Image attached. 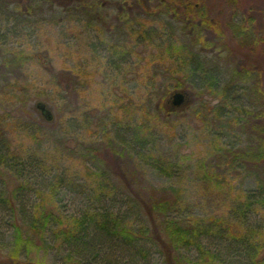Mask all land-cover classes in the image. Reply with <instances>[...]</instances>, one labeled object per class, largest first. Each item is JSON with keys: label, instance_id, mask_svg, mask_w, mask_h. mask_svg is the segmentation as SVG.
Masks as SVG:
<instances>
[{"label": "rangeland", "instance_id": "1", "mask_svg": "<svg viewBox=\"0 0 264 264\" xmlns=\"http://www.w3.org/2000/svg\"><path fill=\"white\" fill-rule=\"evenodd\" d=\"M29 1L17 7L6 0L0 9V115L4 112L8 115L5 131L11 139V151L24 158L17 167L21 173L0 165V262L79 264L75 255L69 253L66 245L55 236L58 222L83 211L95 176L99 171L109 170V163L104 162L108 159L104 152L110 153L118 147L110 143L109 137L114 135L115 129L108 127H112V123L125 127L129 120L134 126L135 119L145 124L147 118L143 111L148 106L143 103L151 88L160 84L168 85L170 89L175 87L173 80H168L165 85L159 76L155 77L162 66L169 67L173 61L169 60L167 53L156 49L150 52L145 47L146 42L134 46V38H128L124 44V50L128 52L125 61L109 54L107 43L112 40L105 30L107 21L113 17L102 24L98 22L95 12L99 11L96 9L105 14L99 6L91 8L95 11L92 19L88 13H78L47 0ZM205 1L211 16L218 17V6L223 0ZM251 3L262 8L264 13V0H239L238 5L246 8ZM153 25L155 22L148 28ZM181 40L184 36L177 40L180 46ZM173 50L179 55L178 45ZM196 51L202 53L201 58L204 56L205 50L203 52L201 46ZM150 53L155 56V62L148 63ZM5 59L11 62L6 78L2 75ZM257 61L264 70V55H260ZM215 62L218 66L225 64L224 67L230 70H233L231 65L238 64L236 58L228 59L225 54ZM236 98L252 110L258 107L254 95L240 93ZM169 101L166 107L173 110L175 106ZM37 102L44 103L51 111L50 121H46L35 107ZM217 103V99L208 93L198 96L193 93V100L189 95L174 113L166 118L162 115L153 128L157 134L155 145L139 164L142 167L140 183L144 186L166 187L178 197L196 204L197 212L223 217L225 199L255 187L257 175L253 177V173L240 170L230 180L232 188L215 182L207 184L197 172L209 155L217 151L215 147L222 150L228 146L234 151L232 149L255 145L258 137L250 133L249 124L242 129V125L230 122L231 119L239 120L242 106L237 103L230 107L232 114L223 123L226 127H217L211 114L205 116L206 109ZM139 104L140 110L137 109ZM203 105L206 108H201ZM256 119L252 120L254 124H257ZM240 120L245 122L243 117ZM19 124L23 125L19 127ZM218 131L220 135L216 138L214 134ZM129 133L132 132H127L128 137ZM37 156L43 164L35 163ZM109 157L113 163V156ZM210 160L217 162L218 158ZM156 161L177 164V170L171 173V177L164 176L153 166ZM124 166L129 170L136 167L130 159ZM15 191L18 192L16 200ZM8 199L16 202L13 213L6 202L7 205L2 204ZM38 203L41 204V216L46 213L52 216L45 229L26 224H31L30 215ZM14 224L21 227L22 242H16ZM116 247L107 249L114 258L117 256L116 263L111 264H123V260L125 264H132L131 252L126 249L125 258L120 261ZM147 248L140 255L147 256L143 264L168 263L162 250L153 246ZM217 251V254L225 253L220 247ZM186 252L179 253V256L189 257L190 253ZM231 263L243 264V260L232 259Z\"/></svg>", "mask_w": 264, "mask_h": 264}, {"label": "trees", "instance_id": "2", "mask_svg": "<svg viewBox=\"0 0 264 264\" xmlns=\"http://www.w3.org/2000/svg\"><path fill=\"white\" fill-rule=\"evenodd\" d=\"M3 1L6 0H0V9ZM47 1L78 13H88L92 19L95 11L91 8L101 7L105 14L96 9L99 11L95 12V17H99L98 22L102 24L113 17L106 24L105 33L112 40L107 43L109 47L106 51L118 56L120 61H125L128 52L124 50V44L128 38H134V46L137 47L146 42L145 47L150 52L156 49L160 53H167L169 60L173 61L169 67L162 66L161 72L157 71L155 77L159 76L165 85L168 80L175 83L171 89L161 84L151 88L143 103L149 108L143 111L147 118L145 124L135 119L134 126L129 120L125 127H118V123L108 127L115 129L109 140L118 147L110 153L104 152L108 158L104 162L109 163V170L99 171L95 176L83 211L78 216L58 222L60 224L55 236L66 245L69 253L75 255L79 264H111L116 263L117 256L114 258L107 249L117 246L120 261L125 258L127 249L131 252L129 259L132 264H143L147 256L140 255L148 250L147 246H153L167 256V264H232V259L237 258L243 260V264H264V70L257 61L260 55H264L263 9L252 3L243 8L238 5L239 0H223L218 6V17L214 18L208 12L205 0ZM8 2L18 7L30 1ZM152 22L155 25L149 29ZM144 29L147 30L143 32ZM182 36L184 40H181L180 46L177 40ZM177 45L179 55L173 50ZM200 46L203 52L205 50L202 58V53L196 51ZM224 54L228 59L238 60V64L230 66L233 70L224 67L225 64L218 66L215 62ZM154 57L150 53L148 63L155 62ZM9 61L5 59L2 63V75L5 78L11 66ZM176 88L189 93L192 100L193 93L196 96L208 93L215 97L218 103L206 109L205 116L211 114L217 127H226L223 123L230 118L233 103L241 105L239 120L231 119L230 122L242 125V129H245V124H249L253 130L248 128L250 133L258 137L255 145L232 149L234 151H230L228 146L222 150L215 147L217 151L209 157L218 158L217 162L209 158L197 172L207 184L215 182L232 188L234 186L230 180L240 170L253 173V177L257 175L255 187L225 199L223 217L197 212L196 204L178 197L177 193L166 187L154 188L140 183L142 167L139 163L147 158L149 149L156 142L154 125L162 115L166 118L180 108L169 110L166 107ZM240 93L254 95L258 107L252 110L250 106L240 104L236 98ZM137 109L140 110V104ZM7 116L5 112L0 115V165L14 170V173H21L22 170L17 167L24 162V158L11 151V139L5 131ZM242 117L244 123L240 120ZM253 119L257 120V124L252 122ZM22 125L19 124V127ZM208 128L205 127L206 130ZM129 130L132 133L128 137L126 134ZM219 135V131L214 134L216 138ZM111 155L113 163H110ZM127 159L135 164V169L123 167ZM34 161L43 164L39 156ZM153 166L158 173L168 177L173 176L171 173H175L178 167L174 163L162 164L158 161ZM17 193L15 191L14 200ZM14 200L2 202L8 204L12 213L16 210ZM41 215V204L38 203L33 206L31 224H26L45 229L52 216L47 213ZM21 219L25 224L23 217ZM14 227L16 242H22L20 225L14 224ZM219 247L224 254H217ZM184 251L189 252L190 256H179Z\"/></svg>", "mask_w": 264, "mask_h": 264}, {"label": "water", "instance_id": "3", "mask_svg": "<svg viewBox=\"0 0 264 264\" xmlns=\"http://www.w3.org/2000/svg\"><path fill=\"white\" fill-rule=\"evenodd\" d=\"M187 97H189V93L187 92H174L171 95V104L175 107H178L186 101ZM35 107L40 111V114L46 121H50L52 119V113L44 103L37 102Z\"/></svg>", "mask_w": 264, "mask_h": 264}]
</instances>
